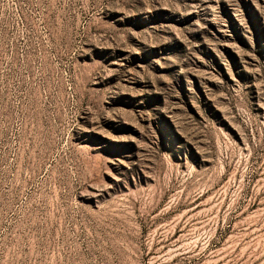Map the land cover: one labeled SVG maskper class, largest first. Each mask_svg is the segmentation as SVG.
Listing matches in <instances>:
<instances>
[{
  "label": "rangeland",
  "instance_id": "1",
  "mask_svg": "<svg viewBox=\"0 0 264 264\" xmlns=\"http://www.w3.org/2000/svg\"><path fill=\"white\" fill-rule=\"evenodd\" d=\"M0 264H264V0H0Z\"/></svg>",
  "mask_w": 264,
  "mask_h": 264
}]
</instances>
